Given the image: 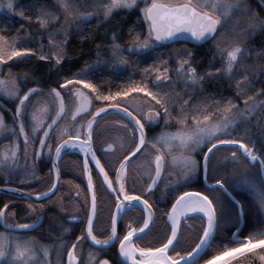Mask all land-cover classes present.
<instances>
[{"label":"snow or ice","instance_id":"snow-or-ice-1","mask_svg":"<svg viewBox=\"0 0 264 264\" xmlns=\"http://www.w3.org/2000/svg\"><path fill=\"white\" fill-rule=\"evenodd\" d=\"M65 12L72 14L73 11H78V6L70 0H59ZM143 3L140 9L142 12V20L147 23V36L141 40L139 34H135L133 38V46L128 48L129 53H137L142 50H155L159 45L169 41L181 40L184 38L193 39L197 42L217 39L218 27L221 25L222 18L231 16L244 17L245 25L236 31H248L249 29L255 32L256 28L264 29V18H260L255 10L250 8L248 0H139ZM138 6V0H105L101 5L104 9V17H109L114 11L131 10ZM9 9L13 4L9 2ZM45 15H47L45 13ZM91 15V13H89ZM42 26L47 24L48 20L44 16L40 17ZM223 29H221V33ZM50 43L53 42L51 34L49 36ZM115 41V36L113 37ZM66 42V38H65ZM51 56L45 55L43 50L39 53L41 60H49L54 58L56 64H60L64 58V47L62 43H57L55 47L49 49ZM31 48H18L14 44H8L5 37L0 36V72H3V65L8 64L14 58H20L21 61L25 57L36 55ZM112 55L119 63H127V59L123 56L119 44L113 43ZM191 52H185L183 57L179 59L177 68L178 77L182 78L185 86H199L205 76L211 77V72L198 74L197 69L191 66ZM221 55L226 57L223 73L230 80L233 79V69L244 67L243 61L247 59L248 53L243 46V43L237 41L230 47L221 49ZM166 63V61H161ZM187 66V67H185ZM159 74L156 80L166 81L168 69L162 71L159 68L154 69ZM11 76V68L7 70ZM146 72L150 69L146 68ZM221 69H217L220 72ZM219 78V77H216ZM247 74L242 73L235 77L237 95L246 89L248 85H244L243 81L247 80ZM82 85L84 89H89L86 93L79 87ZM243 85V87H242ZM58 88L68 89L71 95L74 110L69 114L71 120L74 121L71 125V130L68 126L59 130L56 137L58 143L54 149L55 162L52 164V170L55 174V181L51 183L47 191L35 195L37 201L42 197L50 201L53 194L57 193V182L60 180V169L58 162L61 159V152L64 149L79 148L84 153V169L89 171L88 187L93 189L91 193L90 215L87 219L86 231L78 237L77 243L86 239H90L93 245L100 246V250H105L114 242L119 246V255L122 257L121 264H199V259L202 255L207 254L209 250L214 249L215 254L211 255L205 261V264H233L234 260H238L240 256L246 253H253L257 249H264V232L250 234L244 239H239L237 232L233 233V238L230 244L221 242L217 246V239L221 230V223L225 218L235 220L238 225L242 218L247 213V207L244 201L232 195L230 188L244 187L247 194L250 195L253 202L257 204L258 210L264 213V186H259L248 178L238 181L235 185L226 187V180L223 176L217 175V168L212 164V158L221 150L231 151V158L237 161L239 157L237 153L247 159L251 164H258L261 172V178L264 180V154L260 153L259 149H255L254 143L249 138L245 139L235 134L236 124L241 118H246L251 115L252 110L256 107L255 104L249 105V100H254L255 97L248 96L243 98L245 107L240 109L238 105L227 98L223 102L214 101L215 108L222 110L225 115L213 120L208 111H201L198 114L192 113L190 116L187 109H183V104H187L184 100L181 104L182 111L179 113L177 123L180 127L176 132L162 131L152 138L146 135V124L153 126L163 122L165 128L168 127V122L173 119V112L170 110V102L165 98V95H160L159 90H150L146 85L133 86L131 89L117 92L115 94L102 95L99 93L95 85L88 82L86 76L77 74L70 79H63ZM58 88H51L49 95L54 103L57 104L55 118L50 123H45L44 113H47V106L41 109L33 110L30 113V121L26 131V117L29 116V109L32 107L30 97L35 99V96L42 94V89L33 87L21 93L18 78L12 77L5 79L0 77V95L16 102V111L14 113L13 125L9 128L14 134L17 132L23 136L25 151L31 142L33 145L38 143L39 150L35 156L39 155L46 149L49 154L52 153V143L49 138V133L54 132V125L61 116L66 115L64 96ZM132 92L143 93L145 97H150L155 105H159L157 110L154 106L149 105L147 112L135 113L129 110L128 105H121L119 99L127 97ZM95 94V95H92ZM106 102V106L93 107V101ZM26 102H29L26 104ZM2 107V105H0ZM117 110L116 114L127 119V123L123 124V128L131 132L133 143L124 151V154L118 161V166L114 169L115 185L109 172L105 170V166L101 160L97 158L96 151L93 148L94 125H98L97 117L104 119L110 115L109 109ZM236 109V111H233ZM87 113V115H81ZM104 114V116H102ZM77 116L81 120L77 121ZM90 117V118H89ZM191 119L194 125L191 128L186 126V120ZM131 126V127H129ZM5 127L3 114L0 113V130ZM31 133V137H30ZM37 134L39 138L37 139ZM78 141V143H77ZM178 141V143H176ZM249 144L253 146L250 147ZM221 146H238L234 148L223 149ZM123 147V145H121ZM113 149V143L107 144V150ZM242 150V151H241ZM19 145L6 150L3 160H9L15 163ZM137 153L140 155L137 156ZM195 153L196 155H192ZM10 154V155H9ZM146 154L151 155L150 160V178L147 183V191L153 192V189L159 190L162 175H175L172 181H166L164 188H171L167 195L173 198L171 202V210L165 211L163 215L167 216L168 230L165 237L158 245L141 246L140 241L145 238L151 228L155 226L153 220L152 204L148 199L142 198L141 195L129 194L125 187V177L128 174V169L131 163H136ZM199 156L200 159H197ZM94 161L95 167L102 174V183L106 185V189L115 193L116 212L111 218L110 229L105 233L104 238H98L94 234L93 219L96 217L97 202L96 193L94 190L91 170L88 168V159ZM136 157V160H133ZM170 160V163H169ZM3 161L0 160V165ZM171 169H175L173 172ZM197 173H202L205 181L209 179L214 181L209 185L208 191H221L230 198L229 204L226 206L215 198H210L209 194H202L199 191H185L187 183ZM35 175V173H33ZM18 191V190H14ZM32 194L29 193V196ZM76 195H79L77 193ZM215 201V202H214ZM127 202V203H125ZM143 205L142 211L147 215L143 218L142 224L133 226L126 225V231L122 236L117 234V217L122 219V213L125 208L133 209L136 205ZM43 207V204H41ZM29 208L32 204H29ZM7 214L15 215L14 212L4 205L0 209V221H4L5 227L11 230V233L25 232L35 228L34 223H15L7 224L5 216ZM190 214H196L190 216ZM72 219H77L72 217ZM199 220L200 228L196 241L193 242L191 249H181V221L187 225L188 220ZM148 230L147 232L145 230ZM70 229L65 228L64 231ZM77 243H73L70 249L67 250V264H79V258L76 255ZM40 251L45 258V264H48L46 258L49 250L46 247H41ZM89 264H109L107 259H97L93 252L89 253ZM0 264H40L37 259V242L31 238H20L10 236L7 232H0Z\"/></svg>","mask_w":264,"mask_h":264},{"label":"rangeland","instance_id":"rangeland-1","mask_svg":"<svg viewBox=\"0 0 264 264\" xmlns=\"http://www.w3.org/2000/svg\"><path fill=\"white\" fill-rule=\"evenodd\" d=\"M54 6L53 8H51L50 6H43L38 12V18L44 16L45 19L48 20L47 24H44L42 26V24L40 23V19L38 21L39 27L41 29V31L37 32L39 35H42L43 39L45 38V40L49 41L48 45H49V49L53 48L56 46L57 43H62L63 47L65 48V38L66 41H69L70 33L74 34L76 32H78L79 30H81L80 28L82 26H86V25H95L96 28L101 27V29H103L104 27L109 26L110 22L112 20H114V18H116L117 16L120 15H126L125 13H130L133 11H138L139 15L142 19V12L140 11V9L144 6L143 3L139 2L138 0V6L136 8H133L131 10H118V11H114L109 17L105 18L104 17V9L103 7H101V5L103 3H105V0H70V2L75 3V5L78 6V11H73L72 14H69L68 12H65V10L63 9L61 3L59 2V0H54ZM257 5H259L260 10L256 9L254 7L253 4L249 5L250 8L255 10V13L260 17V18H264V0H255ZM9 2H11L13 4V7L11 9H9L8 4ZM252 3V1H251ZM14 3L13 0H0V15H6V16H10L12 15L11 12L14 9ZM45 13L47 15H45ZM89 13H91V15H89ZM145 24V28H146V36H147V23L145 21H143ZM246 20L244 17H239V16H231L228 18H222V22L221 25L218 27V36L217 39H214L211 43V49L215 51V55L211 65H210V72L213 74L211 77H209L210 79H208L207 82H209V80H214V81H218V80H223V81H230L233 82L234 76L236 77L238 75V73H246L248 79H253V78H257L259 73L261 72L259 69V66L255 65L254 63L244 60L243 64L245 65L244 67H240V68H234L233 69V79H229L226 75H224L222 69L226 60L225 56L221 55V49L224 48H228L230 47L233 43L240 41L242 43H244V41H247V39L250 37V35H255L256 33H263L264 29L262 28H256L255 32L253 33L252 29H249L248 31H236V29L241 28L243 25H245ZM221 29H223V33H221ZM51 34L52 40L53 42L50 43L49 40V36ZM238 34V35H236ZM241 34V35H240ZM28 37L25 39L27 41V39L29 37V35H27ZM114 35H105V39L108 41L107 44L103 47L100 48L99 53L95 54V59L92 62H88L87 64L82 65L83 67H80V70L78 72H76L79 75H84L86 76V79L89 78L88 76L91 75L92 73H101L106 75L105 77H107L108 75L110 76V73L114 72H118L119 74L124 73L125 71L127 72V70H129V68H139L142 69V67H140L138 65V63L140 62V65L143 64V66L146 65V62L150 61V59H137V60H129L127 57H125V52L126 50L124 48H122L120 45V50L123 53V56L127 59V63H119L118 60H116V58L113 57L112 55V47H113V43L115 42L116 44H118V39L115 36V41L113 40ZM37 43L41 44V40L37 39L36 41ZM244 48L245 45L243 44ZM157 50V53H163L167 54V55H172L171 57H169V60H172L174 57V55L179 56L180 54H183L185 52H187V49H180L177 50L176 48H170V49H164L161 48L160 45L155 49V50H143L144 53H141L142 56L147 53H151V56H155L156 58L159 57V55L157 53H153ZM142 52V51H140ZM131 55V54H130ZM139 55V54H138ZM65 56V55H64ZM134 56V55H132ZM164 56H160V58H162ZM27 58V57H25ZM248 58V57H247ZM64 59V58H63ZM55 60V59H54ZM162 61V60H161ZM160 61V62H161ZM166 61V62H167ZM161 64L163 66H160L159 68H167L168 71H171L172 69H170L168 67V64L166 63H162ZM136 65V66H134ZM165 66V67H164ZM179 66V62L178 61H174L173 60V74L175 75V78H173V80H171L170 82H165V81H154V83H150V86L148 87V89L150 90H159L160 95H165V98H174L175 101H177V104H181L182 103V98L187 97V93L182 94V93H178L177 91H179V89H182V87L184 88H192L191 90H199L198 95H200L198 98V100L200 101V106L199 107H194L191 110H188V113L191 115L192 113H199L201 111H208L211 114V117L213 120H216L218 117H222L223 115H225V113L220 110L218 111L214 104H209V101H204V99H216L218 98L220 95H205V90H204V86L205 84H202L200 82L199 86H185L186 82L177 76V72H175L177 70ZM4 71L0 72V77H3L5 79H11L12 77H16V76H8V71L5 69L6 66H2ZM187 67V66H185ZM217 69H221L220 72H217ZM162 71V70H161ZM167 71L166 75L169 78L170 75L169 72ZM125 72V73H126ZM206 72V71H205ZM203 72V73H205ZM76 73H71V76L74 77L77 74ZM159 73L156 72V76ZM219 77V78H216ZM18 78V84H19V88L21 93L27 91V89L29 88H23L22 82L23 79H20L21 77H16ZM69 78V77H68ZM156 79V78H155ZM88 80V79H87ZM206 82V83H207ZM246 82V80L244 81V83ZM243 83V84H244ZM38 88H40V86H37ZM70 87H79L81 88V90H83L86 93H89L90 90L89 89H84L82 85L79 86H70ZM195 87V88H194ZM243 87V85H242ZM166 88H172L175 89L176 94L173 96L172 93L170 92V89H166ZM42 89V94L35 96V99H33V97L30 98V101L32 103V107L29 109V116L26 117L25 123L26 125H28L31 117H30V113L33 110H39L44 106H47L48 111L47 113H44V119H45V123H50L51 120L55 117V113L57 111V104L53 102V100L51 99L50 95H49V91L50 90H44ZM247 89V88H246ZM61 94L64 96V100H65V105H66V115L64 116L65 118H63L62 122L57 125V129L54 133V138L52 137V147L54 145H57L58 140H57V136L59 133V130L61 128H64L65 126H68L69 129L71 130V125L73 123H75L74 121L71 120V116H70V112L74 110V105L72 102V98L71 95L68 92V89H58ZM168 90V91H167ZM196 93V92H195ZM204 93V94H203ZM245 93V92H244ZM95 95V94H92ZM197 95V93H196ZM197 95V96H198ZM205 96H209L208 98ZM244 97H246V95H243ZM203 97V102L201 104V100ZM220 98V97H219ZM221 99V98H220ZM219 99V100H220ZM181 102V103H180ZM29 102H26V104ZM119 103L123 106V105H128L129 106V110L130 111H134L135 113H139V112H147L149 110V105L154 106L157 110L159 109V105H155V102L151 100L150 97H145L143 93L140 92H132L130 95H128L127 97H121L119 99ZM249 105H253L255 104L256 107L252 110L251 115H247L246 118H241L240 120H238L237 124H236V129H235V134L239 135L240 137L245 139V142L248 141V139L251 138L253 129H255V121L254 118L255 117H261V123L260 125L257 127L260 130V138H259V142L260 144L258 146H260L258 149L260 150L261 154H264V99L262 100H258L256 101H252L250 100ZM209 104V105H208ZM0 105H2V107H0V113L3 114L4 117V122L5 125L7 127H5L3 130H0V160L3 161V164L1 165L0 168H2V171H4L5 169L9 172L8 169H11L15 172L18 173H22V168L23 165H18L19 162H21L22 160L26 161L27 159L25 157H23L22 155V146H25L21 140H19V138L17 136H20V134L17 132L14 134L12 131H9V128L14 127L13 125V118H14V113L16 111V102L13 100H10L2 95H0ZM100 106H106V102L103 101H98V100H94L93 101V107H100ZM240 109H243L245 107L244 103L238 106ZM233 111H236V109H233ZM111 113L110 115H107L104 117V119H101L100 117L97 119L99 121L98 125H94V135H102L98 140L97 143L95 144V148L94 149L101 157L103 156V158H107V156H113L116 158L115 162L117 163L118 157L122 156L124 154V151L133 143V140L131 138V132L128 129L123 128V124L127 123V119L126 118H122L121 115H117L116 112H109ZM87 115V113L85 114ZM118 116L121 119L119 120H112L110 119L109 116ZM102 116H104V114H102ZM79 118V117H78ZM81 118V117H80ZM90 118V117H89ZM78 120V119H77ZM187 122H190V120H186ZM163 123V122H162ZM156 124L153 126H149L146 124V131L147 128L149 129V135H147V137L150 139L153 136L158 135L159 133H161L162 131H168V132H176L177 129L180 127V125L177 127V125H175L177 128H174L173 130L169 129V127L165 128V126L163 124ZM194 125V121L191 120L190 125H186L188 128L193 127ZM243 125H246V128H242ZM131 127V126H129ZM151 127V128H150ZM151 129V130H150ZM158 129V130H157ZM10 137H12V140H8ZM14 137V138H13ZM39 138V134H37V139ZM108 143H113V149L111 151L107 150V144ZM176 143H178V141H176ZM19 145V151L17 152V157L15 160V163L13 164V162L11 161V159L9 160H3V156L6 150L12 149L14 148L15 145ZM121 145H123V147H121ZM250 147L251 144H249ZM223 149H228V148H234V147H222ZM256 149V148H255ZM72 150H76L77 152H80L78 149H72ZM68 151V150H67ZM242 151V150H241ZM81 156L84 157V153L80 152ZM10 155V154H9ZM35 154H33L34 157ZM192 155H196L195 153H192ZM32 156V155H31ZM51 156V154L48 153V151L46 152V158H49ZM118 156V157H117ZM237 156L239 157V159L237 161H233L231 158V151L229 150H221L219 152L216 153V156L214 158H212V164L216 166L217 168V175L223 176L226 180V186L229 185H235L238 181H241L244 178H248L250 179L252 182H254L255 184L259 185V186H264V180H262L261 178V172H260V168L258 164H251L247 159L243 158L241 156V153L238 152ZM197 159H200L199 156H196ZM118 160V161H117ZM136 160V159H135ZM150 160H151V155L150 154H146L145 157H142L140 160L136 161V163H131V166L129 167L128 170L132 169L133 167H136L138 169H140L138 176L140 178V180H136V182H142L140 185L142 186V191H143V187L147 186V183L149 182V178H150V171H151V167H150ZM170 163V160H169ZM118 165L114 164L111 166L110 169V173L111 178H114L113 176V171L114 169L117 167ZM140 166V168H139ZM93 169L96 170L97 168L95 167V164L93 165ZM10 170V171H11ZM98 170V169H97ZM96 170V171H97ZM173 172H175V169H171ZM126 178V177H125ZM199 178L202 179L203 181V175L202 173H197L195 176H193L191 178V180L187 183V187L184 188V190H187V188L190 186V184H194L196 183L197 180H199ZM175 179V175H162L161 177V181H160V187L158 190L159 195L162 193L163 196L166 198V195L164 194V192H170L171 188L165 189L164 188V183L166 181H172ZM201 181V182H202ZM213 180L209 179L207 182L211 185ZM136 183V187L139 185ZM203 183V182H202ZM127 183L125 182V187L127 188ZM204 185V183H203ZM231 192L233 193V191L239 195H246L250 198L253 207H254V213L252 214V222H254L255 227L254 231L255 233L258 232H264V213H261L258 210V206L256 203L253 202L252 198L250 197L249 194H247L246 189L244 187H239V188H235L233 190V188H230ZM190 191H195V190H190ZM233 195V194H232ZM234 196V195H233ZM227 206V205H226ZM10 221H12V223L14 222L13 218L10 217ZM245 219V216H244ZM6 220V219H5ZM25 222V217H22L21 220L18 221V223H24ZM233 222H235L234 218L230 219V218H225V220L221 223V229H225V228H231V226L233 227ZM9 224V223H7ZM241 222L239 223L238 227L240 228ZM3 226H5V223L3 221ZM0 232H7L10 234V236H17L20 238H27L26 235L22 234V233H11L7 230H3L0 228ZM64 232V231H62ZM196 234L195 232H185L183 231V236L182 239H180V244H183L184 249H191V247L193 246V242L196 241L197 238V234L199 233V229L196 230ZM237 232V231H236ZM48 236L51 234L49 231H47ZM240 233L238 234L239 239H244L240 237ZM231 237L228 238L227 243L225 244H230L233 238V233H231ZM254 234V233H253ZM182 235V234H181ZM32 240L37 242V259L39 260L40 264H45V258L42 256V252L40 251L41 247H46L49 250V254L46 258L48 264H61V257L62 255L60 254V249L55 246V245H47L45 246L44 244H41L38 242L37 239L35 238H31ZM49 240L50 238H46ZM63 250V248H62ZM50 260V261H49ZM52 260V261H51ZM65 264H67V262H65ZM205 264V263H202Z\"/></svg>","mask_w":264,"mask_h":264},{"label":"trees","instance_id":"trees-1","mask_svg":"<svg viewBox=\"0 0 264 264\" xmlns=\"http://www.w3.org/2000/svg\"><path fill=\"white\" fill-rule=\"evenodd\" d=\"M252 1V3H251ZM54 0H13L14 3V9L11 12L12 15L6 16V15H0V36H3L7 39L8 44H14L18 48H31L36 55L29 56L27 58H24L23 61H21L20 58H14L13 60L9 61L8 64L4 65L6 66V70L11 68V76L21 77L20 79H23L22 87L23 88H33L40 86V88H43L44 90H50L51 88H58V85L60 82L67 78L68 76H71V72L74 74L80 70V67H83L82 65L87 64L88 62H92L95 59V54L101 52L100 48L105 46L107 44V40L104 38L105 35H114L118 39V44L126 50L125 57H127L129 60H141V59H152L154 60V63H156L157 67L161 66V60L167 61L171 57L170 55L161 53H157L159 57L151 56V53H146L145 56L141 53H129L128 48L133 46V38L135 34H139L140 39L143 40L146 37V28L143 20L141 19L139 12L133 11L130 13H125L126 15H120L114 18L109 24V26L104 27L101 29V27L96 28L95 25H86L82 26L78 32L72 34L70 33V39L69 41H66L65 43V52H64V59L60 64H56L54 58L49 60H41L39 58V53L41 50H43L45 55L51 56V53L49 51V41L43 39L42 35H39L37 32L41 31L38 21V12L43 6H50L53 8L54 6ZM248 4H253L256 9L260 10L259 5H257L255 0H248ZM29 35L30 39L28 38L27 41L25 40ZM238 35V34H236ZM241 35V34H240ZM42 41L41 44L37 43V39ZM245 45V49L248 53L247 61H250L254 63L255 65L259 66L260 73L257 78L247 79L244 85H248L247 89H244L240 92L239 95H237L236 90V84H235V76L233 79V82L230 81H223V80H209L208 76H205L204 79L201 81L202 84H205V92L212 93V94H218L221 98L216 99H204V101H209V104H214V101L223 102L224 98H227L229 100H233L238 106L243 104V98H247L248 96L255 97L252 101H258L264 99V32L263 33H256L255 35H250V37L247 39V41H244L243 43ZM177 49V48H176ZM187 49V52H191V66L195 67L197 69L198 74H203V72H210V65L214 58L213 55H215V51L212 50L209 47H191V46H181L178 47L177 50ZM155 53V52H153ZM131 54V55H130ZM139 54V55H138ZM184 54V53H183ZM183 54H180L179 56L174 55L172 57V61L175 62L183 57ZM134 55V56H132ZM160 56H164L160 58ZM140 67H144L143 64L140 65V62L138 63ZM136 66V65H134ZM139 68H129L127 72L122 75L123 80H115L112 78V73H110V76L101 74V73H92L89 75L88 82L92 83L96 86L99 93L102 95H109V94H115L117 92H123L126 90L131 89L133 86H144L146 85L147 88L150 86V83H140L138 81H135V77L138 75L137 72H139ZM60 74V75H59ZM77 74V73H76ZM242 73H238L237 76H240ZM9 76V74H7ZM236 76V77H237ZM10 77V76H9ZM60 79V80H59ZM207 80V81H206ZM207 82V83H206ZM195 88V87H194ZM60 89V88H58ZM170 89V92L174 96L176 94L175 89L172 88H166ZM192 88H184L179 89L177 91L178 93L185 94L187 93V97L182 98V102L184 100H187V104H183V109L191 110L194 107L200 106V101L197 97L199 90H191ZM167 90V91H168ZM197 95H196V93ZM245 92V93H244ZM159 93H162L159 91ZM243 95H246L244 97ZM201 104L203 102V97H201ZM220 99V100H219ZM170 102L171 108L170 110L173 112V119H171L168 122L169 129L173 130L174 128H177L179 124L177 123V120L179 119V113H181L182 108L181 104H177V101H175L174 98H168L167 99ZM250 101V100H249ZM248 101V102H249ZM208 104V105H209ZM189 114V113H188ZM190 116V114H189ZM190 122H185L186 125H190ZM255 129H253V132L251 135L252 142L255 145V148L258 149L260 146L259 138H260V130L257 128L260 125L261 117H255ZM161 124L162 121H161ZM160 124V125H161ZM164 125V124H163ZM177 125V127L175 126ZM246 125H243L242 128H246ZM151 130V129H150ZM158 130V129H157ZM252 146V144H251ZM198 181V182H197ZM195 184H190V186L185 191L195 190L199 191L202 194H209L210 198H215V201H219L224 205L229 204V199L226 195H224L221 191H208V188L203 185L201 182L202 179L199 178ZM214 183V181L210 182ZM0 186H2V183L0 182ZM226 186V185H225ZM228 187V186H226ZM234 190V189H233ZM231 191V190H230ZM235 197L240 198L244 201L246 207H247V213L245 214V226L243 230L240 233L241 238H245L249 236L250 234H253L255 232L254 228L255 224L251 220V216L254 213V207L250 200V198L246 195H239L233 191L232 193ZM170 201V200H169ZM214 201V202H215ZM0 202L1 206L0 209L3 208L4 205H7L8 203H11L10 209L12 212L15 213V215L7 214L8 217H15L16 222L18 223L19 220L24 217L22 212V205H23V199L21 196H15V195H6V194H0ZM171 202H173V198H171V201L169 204H167L166 207H162L166 210L170 209ZM15 204V205H14ZM160 208V207H158ZM161 209V208H160ZM158 210V209H157ZM159 214V211H157ZM144 213L140 211L138 213V223L142 224V220L144 218ZM159 218V215H157ZM18 220V221H17ZM201 221L199 220H188L187 225H190L192 228H188L190 231L188 232H195L196 230L200 228ZM239 225V224H238ZM238 225L236 222H233V227L231 228H225L221 229L218 239H217V246L221 242L224 244L227 243L228 238L231 237V233H235L237 231ZM185 226V225H184ZM184 231V229H183ZM157 233V232H156ZM20 234V233H19ZM182 232V236H183ZM199 234V233H198ZM197 234V235H198ZM165 237V236H164ZM159 239L162 241L164 239ZM159 241V242H160ZM158 242V244H159ZM215 254V250H209L207 254L203 256V259L199 262V264L205 263L207 259L211 257V255Z\"/></svg>","mask_w":264,"mask_h":264},{"label":"flooded vegetation","instance_id":"flooded-vegetation-1","mask_svg":"<svg viewBox=\"0 0 264 264\" xmlns=\"http://www.w3.org/2000/svg\"><path fill=\"white\" fill-rule=\"evenodd\" d=\"M212 41L213 40H207L200 43L180 41L175 42L174 44H161L160 47L164 49H178V47L181 46L212 48ZM156 52L157 50L155 51V53ZM166 64H168V67L172 69L171 71H168L172 76H170L165 82H170L171 80H173V78H175V75L173 74V61L169 60L166 62ZM159 67H157L156 63H154V60L152 61L151 59L150 61L146 62V65L142 69H140L139 72H137L138 75L133 80L140 83H154V81L156 80V71L154 69ZM146 68H149L150 71L146 72ZM159 69L163 70L164 68ZM125 72L121 74H119L118 72H114V74L112 73V78L115 80H123L122 75H124ZM175 72H177V70ZM68 77L65 79L72 78V76ZM87 79L89 80V78ZM203 88H205V86ZM206 94L209 96L213 95L212 93H205V95ZM109 117L114 121L121 119L120 117L115 115ZM76 119H78L77 121L81 120L80 117H77ZM28 130L29 129L26 125V131ZM55 131L49 137L51 141ZM148 131L149 129L147 128V135L150 134ZM101 136L99 134L96 136L93 135L94 149H96L95 144ZM17 137L23 143V136L20 135ZM10 139L12 140V137H10L8 140ZM38 147V143L33 145L30 142L27 146V150L25 151V146H22V155L27 159L26 161L22 160L18 163V165H23V168L21 169L22 173L15 172L11 169H8L9 172L6 169L2 171V168H0V182L2 183L0 189L7 190V192H2L0 190V194L2 193L6 195H15L22 197V212L25 217V222L34 223L36 226L32 230H26L25 232L17 233H22L23 235L25 234L27 238H35L39 243L44 244L45 246L55 245L57 249H60V254L62 255L61 264H65V262H67V250L70 249V246L73 243H77L78 237L83 235L86 231L87 219L90 215L91 193L93 191V189H90L88 187L89 171L84 169L85 156L82 157L81 154L76 150H62L61 159L58 162V167L60 169V180L57 182V193L53 194V197L50 201H48L47 198L44 197H42L41 200L45 201H32L33 199H35L36 194L47 191L51 183L55 181V174L52 170V164L55 162L54 149L56 145L52 147L53 151L49 158H46V149L39 155V158H36L35 155L33 157V154H35L36 151L39 150ZM96 155L97 158L101 160V163L105 166V170L109 172V175H111L110 169L113 163L118 165V162H115L116 156H107V158H103V156L101 157L97 152ZM120 157H118V160L120 159ZM93 165L94 161H92L89 157L88 168L91 170L92 182L96 193L97 202L96 217L93 219L94 234H96L98 238H104L105 233L110 229L111 218L116 212L115 204L117 202L114 199L116 194L112 193L111 190L106 189V185L102 183V174L99 173V170H94ZM139 171L140 169L136 167L128 170V174L125 178V182L127 183L126 189L129 191V194L141 195L142 198L149 200V203L152 204L155 223V226L151 227V232L147 236H145V238L139 243L141 246L158 245V242L160 241L159 239H162V237L165 236L168 230V225L165 223L167 221V216L163 215V213L165 211L171 210V207L168 210L162 207H166L167 204H169V202L171 201L172 197L170 195H167L166 192H164L166 198L162 193L159 195L157 189H153V192H148L146 190L147 186H144L142 191V186L140 185L142 182H136V180H140L138 176ZM33 173H35V175H33ZM112 179L115 185V177ZM136 183L139 185V187H136ZM29 193H31L32 195L29 196ZM77 193H79V195H76ZM29 204H32V207L35 209V211H33L32 208H29ZM41 204H43V207H41ZM10 205L11 203L7 204L9 210L12 208V206L10 207ZM158 207H160L161 209ZM140 211L144 213V217L147 215V213L142 211V209L140 208L124 209L123 213L121 214L122 219L120 217H117L118 236H122L125 233L127 224L130 223L134 227L139 224L138 213H140ZM157 211H159V214L157 213ZM157 215H159V218ZM72 217H76L77 219H72ZM12 218L14 222L17 223L15 217ZM5 219L7 223L12 224V221H10V217L6 215ZM184 225L185 222L183 221L181 225V234L183 232V229L185 232L191 230L188 229L189 227ZM0 228L4 230L3 221H0ZM65 228H68L70 230L64 231ZM190 228L192 227L190 226ZM47 231L51 233L49 236ZM48 237L50 239H47L46 241V238ZM183 247L185 246H183V244H180V248L184 249ZM186 250H188V248ZM90 252H93L97 259L109 260V264H121L122 257L119 255V246L115 242L105 250H100V246L93 245L90 239L79 241V243H77L76 249V255L79 258V264H89L88 257ZM203 256L199 259V262L203 259Z\"/></svg>","mask_w":264,"mask_h":264},{"label":"water","instance_id":"water-1","mask_svg":"<svg viewBox=\"0 0 264 264\" xmlns=\"http://www.w3.org/2000/svg\"><path fill=\"white\" fill-rule=\"evenodd\" d=\"M194 42V43H200V42H197L193 39H189V38H184V39H181V40H175V41H169V42H166L165 44H174L175 42ZM31 98V97H30ZM66 106V105H65ZM114 111L116 112L117 110H114V109H109V112H113ZM65 112H66V108H65ZM86 113H83L81 115H85ZM65 115L61 116L60 119L57 120V124L54 125V129H56L61 122L63 120ZM77 117H80V116H77ZM55 118V117H54ZM99 117H97L98 119ZM53 132H50L49 133V137L51 136ZM78 142V141H77ZM221 147H238V146H221ZM39 148V147H38ZM140 154L137 153V156H139ZM136 157H133V160L135 159ZM204 183V186L207 187L209 189V183L205 181L204 177H203V181ZM2 192H7L6 189H0ZM225 194V193H224ZM21 195V194H20ZM226 195V194H225ZM33 199V198H32ZM228 199L230 200V198L228 197ZM32 201H35V202H42V201H45V200H39L37 201L36 199H33ZM127 203V202H125ZM133 204H135L136 206L134 208H140V209H143V205H140V204H137L136 202H133ZM153 211V210H152ZM154 213V212H153ZM153 220H154V216H153ZM245 226V219L244 217L242 218V221H241V225H240V228H239V232H241L243 230ZM152 226L150 225V228ZM3 228L7 231H10V229H7L5 226H3ZM146 232L148 231L147 229L145 230ZM236 233V232H235ZM239 234V233H238ZM203 256V255H202ZM201 256V257H202ZM200 257V258H201ZM122 259V258H121ZM233 264H264V249H257L255 250L253 253H246L244 254L243 256H240L238 260H234L233 261Z\"/></svg>","mask_w":264,"mask_h":264},{"label":"crops","instance_id":"crops-1","mask_svg":"<svg viewBox=\"0 0 264 264\" xmlns=\"http://www.w3.org/2000/svg\"><path fill=\"white\" fill-rule=\"evenodd\" d=\"M191 215H196V214H190V216H191ZM182 222H183V220L181 221V225H182Z\"/></svg>","mask_w":264,"mask_h":264},{"label":"bare ground","instance_id":"bare-ground-1","mask_svg":"<svg viewBox=\"0 0 264 264\" xmlns=\"http://www.w3.org/2000/svg\"><path fill=\"white\" fill-rule=\"evenodd\" d=\"M72 149H78V150H79V148H72ZM79 151H80V150H79ZM80 152H81V151H80ZM80 152H79V153H80ZM16 233H17V232H16Z\"/></svg>","mask_w":264,"mask_h":264}]
</instances>
